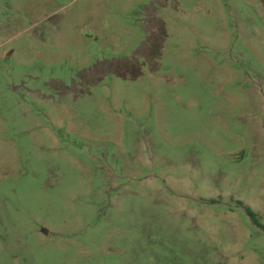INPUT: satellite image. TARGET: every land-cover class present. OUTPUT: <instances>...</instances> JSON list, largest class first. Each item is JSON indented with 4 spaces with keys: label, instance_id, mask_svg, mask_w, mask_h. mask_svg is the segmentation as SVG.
<instances>
[{
    "label": "rangeland",
    "instance_id": "1",
    "mask_svg": "<svg viewBox=\"0 0 264 264\" xmlns=\"http://www.w3.org/2000/svg\"><path fill=\"white\" fill-rule=\"evenodd\" d=\"M0 264H264V0H0Z\"/></svg>",
    "mask_w": 264,
    "mask_h": 264
},
{
    "label": "trees",
    "instance_id": "2",
    "mask_svg": "<svg viewBox=\"0 0 264 264\" xmlns=\"http://www.w3.org/2000/svg\"><path fill=\"white\" fill-rule=\"evenodd\" d=\"M242 204V203H241ZM244 206V205H243ZM246 211L248 212V214L254 218L255 217V214L253 213V211L248 207V206H244Z\"/></svg>",
    "mask_w": 264,
    "mask_h": 264
},
{
    "label": "water",
    "instance_id": "3",
    "mask_svg": "<svg viewBox=\"0 0 264 264\" xmlns=\"http://www.w3.org/2000/svg\"><path fill=\"white\" fill-rule=\"evenodd\" d=\"M43 232L47 234V233H48V230H47V229H44V231H43Z\"/></svg>",
    "mask_w": 264,
    "mask_h": 264
}]
</instances>
